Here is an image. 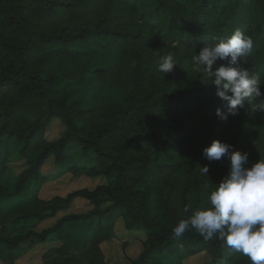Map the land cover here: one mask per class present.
Wrapping results in <instances>:
<instances>
[{
  "label": "trees",
  "instance_id": "1",
  "mask_svg": "<svg viewBox=\"0 0 264 264\" xmlns=\"http://www.w3.org/2000/svg\"><path fill=\"white\" fill-rule=\"evenodd\" d=\"M237 28L253 39L241 66L260 73L264 92V0H0V264L29 263L40 244L38 264H128L103 249L118 237V222L144 235L130 264H189L200 253L209 256L207 264H251L193 228L172 235L189 216L182 211L187 191L180 193L173 179L190 158L209 168L196 180L204 207L202 188H215L211 182L230 170L228 159L207 160L206 146L228 142L252 162L264 154V115H252L245 101L237 115L218 119L225 102L192 60L206 43L226 40ZM169 52L178 63L163 75L157 65ZM62 80L91 92L74 99L59 88ZM207 92L214 95L208 99ZM55 120L65 130L50 139ZM75 149L92 158L81 160ZM49 163L53 169L45 172ZM68 175L72 188L45 196V187ZM81 176L105 182L91 187ZM33 177L40 183L31 196L4 203ZM78 200L89 209L71 211ZM93 217L98 222L88 240L68 228Z\"/></svg>",
  "mask_w": 264,
  "mask_h": 264
},
{
  "label": "clouds",
  "instance_id": "2",
  "mask_svg": "<svg viewBox=\"0 0 264 264\" xmlns=\"http://www.w3.org/2000/svg\"><path fill=\"white\" fill-rule=\"evenodd\" d=\"M252 50V37L237 28L226 40L206 43L192 57L215 86L216 95L225 102L226 110L216 109L220 120L237 115L245 107V101L252 115H264L261 75L241 66ZM177 63L174 53L169 52L160 58L157 71L163 75L170 73ZM256 98L261 99L249 107ZM203 155L209 161L228 159L230 170L218 184L211 182L215 188L208 194L206 206L181 219L172 229L173 237H180L193 228L204 241L221 240L247 256L251 264H264V159L252 162L247 152L233 150V145L219 139L206 146ZM200 171L207 175L208 165L200 167ZM182 211L189 213L190 206L185 205Z\"/></svg>",
  "mask_w": 264,
  "mask_h": 264
},
{
  "label": "rangeland",
  "instance_id": "3",
  "mask_svg": "<svg viewBox=\"0 0 264 264\" xmlns=\"http://www.w3.org/2000/svg\"><path fill=\"white\" fill-rule=\"evenodd\" d=\"M67 64L64 66L67 70ZM68 72V71H66ZM59 88L61 90H69L73 93V98L74 99H80L83 97L86 99L91 92V88H86L84 85H82L80 82H75L72 80H62L59 83ZM214 95L213 92H207L206 93V98H211ZM87 102L89 104H93V101L91 99H88ZM2 122V118L0 117V124ZM65 130V127L58 121L55 120L51 123L49 126V129L47 131V135L49 136L50 139L52 138H57L60 134H62ZM231 142V140H230ZM20 147L19 143H15L13 145V148L15 150H18ZM77 154L80 156L81 160H88L92 158L89 154L86 155L84 154L81 150L75 149ZM260 159H264V154L261 155ZM187 166H184L182 170L177 174L176 177H174L173 180L177 182V187L181 192H184L183 189L185 188L187 191V205L190 206L191 211L189 212V215L192 214V211L201 208V202L199 195L197 194V189H196V180L201 177L202 173L200 171V167H203L205 164H198L196 160L192 157L188 161ZM53 166L51 163L47 164L44 168L45 172L47 170H52ZM229 172V171H228ZM227 172V173H228ZM217 175H215L216 178ZM70 177L69 175L65 177L64 179H61L58 182H51L47 187H45L44 194L45 196H52L53 194L60 193V194H65L68 189L72 188L75 183L69 182ZM81 184H85L91 187H94L98 183H103L105 182L104 178H95V179H90L84 176H81L79 179ZM40 183V178L38 177H33L31 178L28 183L25 185L23 190L14 198H10L6 200L4 203H12L13 201L17 199H23L28 196H31L37 186ZM216 183V182H214ZM209 184V183H208ZM217 184V183H216ZM6 185L9 191L13 192L15 190L14 187V182L11 177H8L6 181ZM215 185V184H214ZM214 188L208 187L206 188L205 186L202 188L200 191V194H209L211 190ZM178 205L180 206V202L178 199ZM89 209V205L87 204L86 201L83 200H78L73 203L71 207V211H87ZM61 214H59L57 217L50 218L49 220L45 221L41 227H47L52 225L59 217ZM97 218L93 217L89 220H80V221H73L68 223V228L72 232H74L77 236L83 238L84 240H88L91 235L94 233L95 227L97 225ZM116 232L118 234V237L116 239H112L106 243L103 244V249L107 255V257L113 261H119V262H124L130 264V259L129 258H136L141 250H142V242L144 240V235L141 233H128V231L124 230L122 228V223L118 222L116 225ZM124 242H129L127 248L123 247ZM42 245H37L33 249H31V252L29 254V263L33 262L32 264H38L41 261L40 257V248ZM209 260V256L205 253H200L197 254L193 257L190 258L189 264H207Z\"/></svg>",
  "mask_w": 264,
  "mask_h": 264
}]
</instances>
